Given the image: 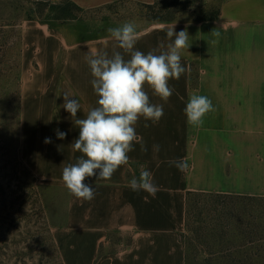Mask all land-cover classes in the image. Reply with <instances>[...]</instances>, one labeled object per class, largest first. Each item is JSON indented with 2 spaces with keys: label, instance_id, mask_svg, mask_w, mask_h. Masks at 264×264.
<instances>
[{
  "label": "crops",
  "instance_id": "1",
  "mask_svg": "<svg viewBox=\"0 0 264 264\" xmlns=\"http://www.w3.org/2000/svg\"><path fill=\"white\" fill-rule=\"evenodd\" d=\"M70 1L92 8L117 1L151 5L155 0ZM173 27L189 36V48L181 55L186 71L169 80L174 92L166 103L146 89L151 103L164 108L159 123L141 118L136 125L147 151L135 143L129 164L111 179L87 178L95 190L91 201L70 195L62 182L63 167L82 155L71 147L79 128L62 107L63 94L79 100L77 118H85L98 99L86 57L93 51L111 56L123 50L110 36L66 43L46 26L25 30L21 158L40 183L65 192L60 218L65 222L52 230L62 264H187L180 236L189 192L264 199V0H222L211 21L149 25L137 31L135 49L165 51L175 39L167 37ZM192 92L209 97L216 109L204 117L201 128L190 127L184 114ZM57 130L66 133L65 139L57 138ZM46 138L51 142L45 143ZM154 145L160 146L158 152ZM180 159L187 160L186 171L169 163ZM140 165L152 173L154 195L128 186L139 176ZM115 233L127 235L128 243L102 252Z\"/></svg>",
  "mask_w": 264,
  "mask_h": 264
},
{
  "label": "rangeland",
  "instance_id": "2",
  "mask_svg": "<svg viewBox=\"0 0 264 264\" xmlns=\"http://www.w3.org/2000/svg\"><path fill=\"white\" fill-rule=\"evenodd\" d=\"M221 1L155 0L150 11L126 1L82 8L70 0H0V264H62L52 230L65 222V192L40 183L21 158L25 30L46 26L74 43L110 36L109 28L126 21L140 31L208 19ZM211 196L189 209L180 236L187 264H264V199ZM128 241L111 234L101 251L122 249Z\"/></svg>",
  "mask_w": 264,
  "mask_h": 264
},
{
  "label": "clouds",
  "instance_id": "3",
  "mask_svg": "<svg viewBox=\"0 0 264 264\" xmlns=\"http://www.w3.org/2000/svg\"><path fill=\"white\" fill-rule=\"evenodd\" d=\"M108 32L116 46L123 50L93 51L86 57L93 77L91 85L98 97L97 106L87 111L85 118H77L81 105L78 99H70L68 93L63 94L62 107L71 114L75 126L79 128V137L71 147L82 155L73 164L62 169V182L69 194L83 201H91L95 197L92 185L85 183L87 178L109 180L124 165L129 164V153L134 144L140 143L141 150L147 151L144 142L136 132V125L141 118L157 124L164 116L163 104L151 103L148 91L151 89L165 103L173 95L174 89L169 86L170 79H179L186 68L181 63L182 50L189 48V36L186 31L175 32L169 29L167 37L175 39L167 45V49L159 54L149 51L147 54L135 49L138 39L137 25L133 21L109 28ZM190 53V52H189ZM129 56L125 59V55ZM191 54V53H190ZM216 109L212 100L197 92L188 96L184 114L187 124L193 128L204 125V117ZM144 127H149L148 123ZM58 139H65L66 133L57 130ZM50 143L51 138H46ZM159 151L160 146L154 145ZM180 171L189 167L186 159L169 162ZM139 176H134L128 186L133 191H146L155 194L157 186L152 173L146 165H140Z\"/></svg>",
  "mask_w": 264,
  "mask_h": 264
},
{
  "label": "trees",
  "instance_id": "4",
  "mask_svg": "<svg viewBox=\"0 0 264 264\" xmlns=\"http://www.w3.org/2000/svg\"><path fill=\"white\" fill-rule=\"evenodd\" d=\"M153 5H143L144 8L148 9L151 11ZM218 15V11L217 13L215 14L214 17H210L208 19H203V20H199V21H211L213 19H215ZM193 22H196V21H193ZM170 23V22H168ZM206 195H212L211 197L213 196H216L218 198H221V199H224L226 197H228V195H217V194H210V193H199V192H189L186 196V227L188 226V217H189V209H191L192 205L195 203V200H197L198 198H201V197H206ZM248 199V198H246Z\"/></svg>",
  "mask_w": 264,
  "mask_h": 264
}]
</instances>
